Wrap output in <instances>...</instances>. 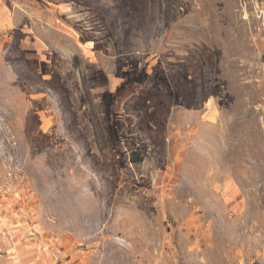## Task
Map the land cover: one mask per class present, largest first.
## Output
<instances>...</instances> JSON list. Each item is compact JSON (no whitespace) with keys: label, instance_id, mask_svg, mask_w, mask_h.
I'll use <instances>...</instances> for the list:
<instances>
[{"label":"rangeland","instance_id":"rangeland-1","mask_svg":"<svg viewBox=\"0 0 264 264\" xmlns=\"http://www.w3.org/2000/svg\"><path fill=\"white\" fill-rule=\"evenodd\" d=\"M0 248L264 264V0H0Z\"/></svg>","mask_w":264,"mask_h":264},{"label":"crops","instance_id":"crops-1","mask_svg":"<svg viewBox=\"0 0 264 264\" xmlns=\"http://www.w3.org/2000/svg\"><path fill=\"white\" fill-rule=\"evenodd\" d=\"M17 248V247H16ZM16 248H14L13 250H9L7 253H8V256H9V259L11 261V264H19L20 263V256L17 254V252H15ZM19 251V250H18ZM6 252V251H5ZM20 253V252H19Z\"/></svg>","mask_w":264,"mask_h":264},{"label":"built area","instance_id":"built-area-1","mask_svg":"<svg viewBox=\"0 0 264 264\" xmlns=\"http://www.w3.org/2000/svg\"><path fill=\"white\" fill-rule=\"evenodd\" d=\"M0 264H11L8 253L0 248Z\"/></svg>","mask_w":264,"mask_h":264}]
</instances>
